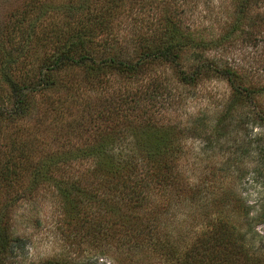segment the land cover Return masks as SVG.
Here are the masks:
<instances>
[{"label":"trees","instance_id":"1","mask_svg":"<svg viewBox=\"0 0 264 264\" xmlns=\"http://www.w3.org/2000/svg\"><path fill=\"white\" fill-rule=\"evenodd\" d=\"M124 2L102 0L97 12L80 23L76 20L80 9L68 8L61 28L49 37L56 53L44 56L33 75L9 83L10 114L16 116L26 113L35 96L56 92L62 86L57 75L68 69L79 71L78 83L91 92L101 94L102 86L114 78L130 90L98 110L83 102L79 86L67 87L60 105L82 104L88 115L64 126L70 139L41 162L44 166L32 171L29 188L47 184L61 198L62 209L75 220L78 232L130 254L146 250L163 259V264H264V237L254 232L256 224L264 223V199L260 211L251 216L253 206L220 180L228 170L237 171L238 176L229 175L234 179L251 171L255 182L260 178L264 183V141L258 135L249 138V129L240 135L248 120L264 126V113L260 108L249 117L239 111L252 102L257 108L264 83L257 84L222 55L229 35L243 22L254 25L256 8L264 0H232L233 33H217L207 40H190L180 22L165 13L158 23L145 26L150 35L134 45V58L121 59L111 52L116 42L107 37L111 31L107 23ZM191 4L196 8L198 0ZM61 34L67 35L64 41ZM96 34L103 37L96 39ZM188 47L193 50L191 65L184 68L181 59ZM99 51L110 55L97 59ZM159 66L167 67L178 85L196 87L210 79L226 82L230 94L212 125L204 113L178 121L166 117L171 91L157 75H149ZM158 98L166 103L155 107ZM229 133L235 134L233 149L231 141L224 140ZM74 163L82 165L83 171L57 178ZM230 164L236 169H228ZM94 199L95 218L87 211ZM184 209L191 210L194 225L182 234L180 210ZM14 240L0 225V251L8 253ZM40 264L71 263L51 259Z\"/></svg>","mask_w":264,"mask_h":264},{"label":"rangeland","instance_id":"2","mask_svg":"<svg viewBox=\"0 0 264 264\" xmlns=\"http://www.w3.org/2000/svg\"><path fill=\"white\" fill-rule=\"evenodd\" d=\"M103 4L102 0H0V107L3 110L0 114V225L15 239L8 253L0 251V264H40L51 259H68L71 264H133L134 261L136 264H163V259L146 250L140 254L131 253L132 259L125 249H116L109 242H100L93 239L91 234L78 232L77 226L73 225L75 220L67 216L62 209L61 198L51 187L45 184L29 188L32 171L43 165L41 162L53 150L66 145V141L70 139L66 134L68 127L64 126L70 124L72 119L76 120L80 116L84 119L88 115L86 110H82V104L60 105L59 99L66 96V88L76 84L79 86L77 90L84 92L83 102L89 101L100 110L106 101L116 102L130 91L128 85L114 78L108 85L102 86L101 94L91 92L78 83L82 79L80 72L68 69L57 75V81L62 86L56 92L35 96L25 114H10L13 99L9 83L24 79L26 74L33 75L44 56L56 53V47L49 37H52L51 31L61 28L67 9H80L81 15L76 19L80 23L85 22L89 14L94 15ZM233 11L232 0H198L196 8L192 6L191 0H127L108 19L111 31H108L107 37H112L116 42L111 52L119 54L121 59L134 58L131 53L134 45L139 39L150 35L145 26H150L152 22L158 23L165 13L171 14L180 22L181 29L190 40L191 37L207 40L221 32L233 33ZM256 13L258 16L254 25L243 22L237 32L227 35L229 41L225 42V46L228 48L222 55L234 67H238L250 78L253 77L257 84H263L264 3L256 8ZM41 31L45 34L40 33ZM106 33L107 30L104 34ZM36 36L38 39L35 41ZM97 36L96 39L103 37ZM60 37L64 41L67 35L61 34ZM192 52L191 47H188L182 54L181 64L184 68L191 65ZM109 55L102 51L96 52L97 59ZM154 68L149 75H157L162 86H167L171 91L167 99L163 98L164 101L170 100V110L165 112L170 121L185 120L204 113L207 122L213 124L216 114L230 94L226 82L210 79L202 81L196 87L178 85L167 67ZM155 102V107L166 103L159 98ZM256 102L257 108L252 102L243 108L239 107V111L249 117H253L260 108L264 113V93ZM245 129L250 130L249 138L258 135L264 141V126L248 120L241 129V136ZM234 135L229 133L224 140L231 141ZM228 144L233 149V141ZM194 146L197 148L199 144L196 142ZM72 167L57 178L66 179L84 169L78 163H74ZM228 169L236 167L230 164ZM228 171L220 180L227 189L234 188L235 193L246 199L254 208L250 215H256L260 211L259 204L264 199V183L260 178L255 182L251 171L240 179L229 176H238L237 171ZM96 203L95 199L90 201L87 209L93 218L98 216ZM180 213L181 230L185 234L194 225H191V210H180ZM254 232L262 239L264 223L256 224ZM256 246L261 247L258 242Z\"/></svg>","mask_w":264,"mask_h":264}]
</instances>
